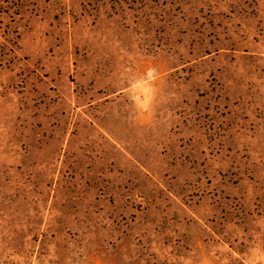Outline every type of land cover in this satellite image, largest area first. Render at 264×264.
Wrapping results in <instances>:
<instances>
[{
  "label": "rangeland",
  "instance_id": "1",
  "mask_svg": "<svg viewBox=\"0 0 264 264\" xmlns=\"http://www.w3.org/2000/svg\"><path fill=\"white\" fill-rule=\"evenodd\" d=\"M0 264H264V0H0Z\"/></svg>",
  "mask_w": 264,
  "mask_h": 264
}]
</instances>
